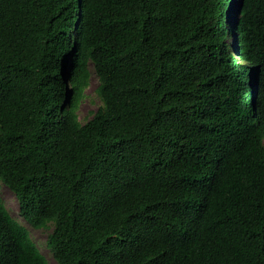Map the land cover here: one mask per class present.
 I'll return each mask as SVG.
<instances>
[{"label":"trees","instance_id":"1","mask_svg":"<svg viewBox=\"0 0 264 264\" xmlns=\"http://www.w3.org/2000/svg\"><path fill=\"white\" fill-rule=\"evenodd\" d=\"M0 182L57 264H264V0H0Z\"/></svg>","mask_w":264,"mask_h":264},{"label":"rangeland","instance_id":"2","mask_svg":"<svg viewBox=\"0 0 264 264\" xmlns=\"http://www.w3.org/2000/svg\"><path fill=\"white\" fill-rule=\"evenodd\" d=\"M235 5L228 10V14L231 16L235 11ZM227 43H231V40H227ZM99 80L96 74L93 72L89 87L86 90V95L79 106V119L82 124L87 123L93 115L103 107V103L97 94V88ZM0 202L8 209L11 216L22 226L28 229L29 234L39 251L47 259L48 264H57L52 252L47 246L48 235L53 230V225H49L46 229L33 228L19 213V204L15 194L9 190L7 186L0 182Z\"/></svg>","mask_w":264,"mask_h":264}]
</instances>
